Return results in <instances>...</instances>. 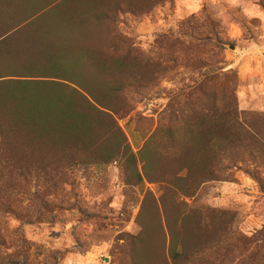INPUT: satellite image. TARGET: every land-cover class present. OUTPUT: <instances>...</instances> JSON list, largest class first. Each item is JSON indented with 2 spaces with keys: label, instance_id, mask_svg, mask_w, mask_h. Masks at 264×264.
Here are the masks:
<instances>
[{
  "label": "rangeland",
  "instance_id": "obj_1",
  "mask_svg": "<svg viewBox=\"0 0 264 264\" xmlns=\"http://www.w3.org/2000/svg\"><path fill=\"white\" fill-rule=\"evenodd\" d=\"M18 1L38 7L54 3ZM73 5L70 8L93 16L110 10L115 19L109 24L87 22L93 49L102 52L100 64L118 63L124 48L111 53L114 35L130 39L132 49L144 59L137 69L138 83L123 96H111L129 103V114L117 115V120L131 150L138 153L160 123L174 130L184 149L178 150L177 142H166L162 132L146 150L150 176L139 157L131 163L128 155H120L101 165H72L66 158L65 177H0V264H174L172 233L179 244L185 241L197 248L213 245L233 214L232 227L246 232L250 227L246 219L251 218L253 226L261 228L264 158L253 150L264 143V0H165L151 12L137 15L129 12L126 0H76ZM191 18L192 25L213 21L222 48L208 41L193 53L179 54L163 46L172 40L168 33H178L181 22ZM178 54L180 60L174 61ZM195 54L203 63L225 68L215 84L217 101L223 102L225 87L235 81L238 123L209 120L205 126L192 127L196 116L189 120L186 113L170 120L172 98L185 85L200 81L206 71L204 66L197 70ZM134 62L133 57L127 61L122 75L101 69L100 89L121 83L123 76L136 70ZM226 73L232 79H224ZM153 75L157 78L151 86L141 84ZM208 133L214 135L211 142L205 139ZM228 133L244 142L220 138ZM36 154L45 167L47 153ZM21 155L19 167L32 164V157ZM246 169L256 172L261 182ZM209 209L231 215L213 216L206 224L203 217ZM185 213L190 217L183 223ZM233 260L247 259L237 254Z\"/></svg>",
  "mask_w": 264,
  "mask_h": 264
},
{
  "label": "trees",
  "instance_id": "obj_2",
  "mask_svg": "<svg viewBox=\"0 0 264 264\" xmlns=\"http://www.w3.org/2000/svg\"><path fill=\"white\" fill-rule=\"evenodd\" d=\"M48 1L54 3L38 7L15 0L20 4L19 10L14 0H0V177H65L62 163L66 158L72 165H101L110 163L120 155H128L131 163L139 157L143 162L144 173L150 176L146 150L162 132H165L166 142H177L178 150H183L184 145L174 137L172 128L160 123L138 153L130 148L124 129L117 120V115L125 117L129 114V103L126 100H114L111 96H123L138 83L140 78L136 75L140 71L137 69L143 64V57L136 49H132L130 39L114 35L108 48L111 53L124 48L119 54L118 63L100 64L102 52L97 50L95 53L94 39L87 22L94 19L106 24L115 22L114 17H110V10L93 16L78 8H70L76 0ZM164 1L126 0V3L131 8L129 12L137 15L151 12ZM20 12L23 13L19 15ZM113 14H116V10H113ZM191 20L193 18L181 22L178 33H168L172 40L164 41L163 46L168 50L175 49L179 54L186 51L193 53L208 41H215L222 48L213 21L192 25ZM168 36L162 35L163 38ZM179 54L174 61L180 60ZM132 57L135 62L133 66L130 65L136 70L123 76V81L117 86L108 84L100 89V70L104 69L107 74L119 71L122 75L128 66L127 61ZM195 60L197 70L200 71L204 66L206 71L201 73L203 78L200 81L185 85L172 98L173 104L168 107L170 120L179 119L186 113L189 114V120L190 115L196 116V121L190 124L192 127L205 126L209 120L238 123L235 81L233 86L225 87L223 102L217 101L215 84L221 79L220 73L225 68L218 64L203 63L196 54ZM146 62L152 63L149 60ZM232 77L236 80L235 75ZM156 78V75L145 77L141 84L151 86ZM224 79L232 78L226 73ZM4 122L11 129L5 127ZM188 133L195 134L192 131ZM207 137L205 139L210 142L214 139L212 133H208ZM201 138L198 137L199 140ZM220 138L244 142V139H237L238 136L232 133ZM256 151L264 158L262 141L253 150ZM36 152L47 153L46 168ZM18 154L28 155L38 161L29 159L32 164L19 167ZM246 172L260 181L256 172L251 169H246ZM137 177H142L139 172ZM261 184L264 188L263 182ZM220 215H231V212L209 209L203 217L204 223L208 224L213 216ZM189 217L185 213L183 223ZM233 219L234 214L225 225L222 235L216 237L214 244L208 247H191L185 241L179 244L172 233L170 256L173 263L264 264V251L261 252L264 247V223L260 222L261 228H256L251 218L246 219L250 227L244 232L232 227ZM237 254L247 260L235 263L233 257Z\"/></svg>",
  "mask_w": 264,
  "mask_h": 264
}]
</instances>
